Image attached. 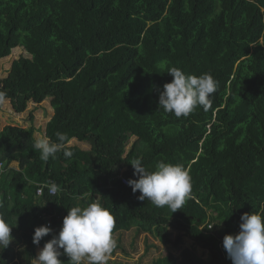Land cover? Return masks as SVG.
Here are the masks:
<instances>
[{
	"label": "trees",
	"instance_id": "obj_1",
	"mask_svg": "<svg viewBox=\"0 0 264 264\" xmlns=\"http://www.w3.org/2000/svg\"><path fill=\"white\" fill-rule=\"evenodd\" d=\"M16 48L27 56L0 78V113L4 101L17 115L50 101L44 136L65 134L73 155L41 159L32 114L29 127L0 130V216L13 237L0 264H33L51 239L34 244V229L51 218L58 234L70 208L92 202L114 216L113 237L135 229L180 250L153 264H232L224 236L244 213L264 214V0H0V61ZM171 67L210 73V106L180 117L159 108ZM135 159L148 171L158 161L187 169L178 211L124 184Z\"/></svg>",
	"mask_w": 264,
	"mask_h": 264
},
{
	"label": "clouds",
	"instance_id": "obj_2",
	"mask_svg": "<svg viewBox=\"0 0 264 264\" xmlns=\"http://www.w3.org/2000/svg\"><path fill=\"white\" fill-rule=\"evenodd\" d=\"M168 73L173 79L163 85V91L159 93V108L180 117L189 115L198 106H210V96L217 87L210 73L190 75L177 67H171ZM56 135L55 142L47 136L35 142L34 148L39 150L41 159L54 158L61 150L66 158L73 155L67 149L66 135ZM131 166L136 179H129L127 184L134 194L137 191L141 194L138 199H147L158 207L168 206L174 213L189 197L191 176L183 165L158 161L155 169L148 171L140 159H135ZM2 168L3 164L0 163ZM49 190L55 193L59 188L50 182ZM50 220L47 218L45 225L34 229L33 243L36 245L42 238L51 235V239L33 259L34 264H63L59 259L62 254L69 257V264H106L116 246L112 235L115 219L108 209L98 202L85 207H72L67 211L58 234H53L52 228L46 225ZM240 221L238 234L225 235L223 238L227 257L232 264H264V214L244 213ZM11 232L12 227L0 216V247L5 249L13 241Z\"/></svg>",
	"mask_w": 264,
	"mask_h": 264
},
{
	"label": "rangeland",
	"instance_id": "obj_3",
	"mask_svg": "<svg viewBox=\"0 0 264 264\" xmlns=\"http://www.w3.org/2000/svg\"><path fill=\"white\" fill-rule=\"evenodd\" d=\"M20 56H27V53L22 48H16L12 51V54L0 61V78L3 79L7 76L12 63L17 60ZM2 112L0 113V130H2L6 125L11 124V126H22L29 127L32 122L30 120V115L34 116L33 125L36 128L35 136L40 139L44 136L45 126L50 121L53 115V108L51 107L50 101L43 102L42 104L30 103L27 110L21 114L17 115L10 101L2 102ZM133 141V140H132ZM76 144L73 140L70 145ZM83 148H88V145L81 144ZM177 235V233H174ZM114 240L116 245H120L122 248L117 249L115 255L108 257V261H121L128 264H153L156 260L167 256L168 253H173L176 256L180 255V250L172 248L170 245L163 244L158 238L149 234H140L137 236L135 229L130 231L120 232L114 235ZM184 248L194 249L195 246L193 242L189 239H184ZM125 250L128 254L123 253ZM198 255H206L199 248H195ZM40 252V251H39ZM38 252V254H39ZM106 262V263H107ZM34 264V262H33Z\"/></svg>",
	"mask_w": 264,
	"mask_h": 264
},
{
	"label": "built area",
	"instance_id": "obj_4",
	"mask_svg": "<svg viewBox=\"0 0 264 264\" xmlns=\"http://www.w3.org/2000/svg\"><path fill=\"white\" fill-rule=\"evenodd\" d=\"M123 182H124V184L127 185V180L123 179ZM43 193H44V185H41V186H39V188H38L37 195H38V196H41V195H43ZM49 193H50L51 195H55V194H56V192H55V193H52V192H50V190H49ZM46 225H48V226L51 227V222H47Z\"/></svg>",
	"mask_w": 264,
	"mask_h": 264
}]
</instances>
